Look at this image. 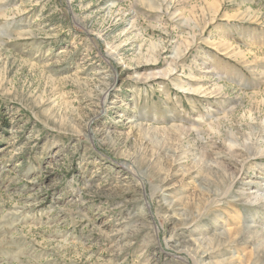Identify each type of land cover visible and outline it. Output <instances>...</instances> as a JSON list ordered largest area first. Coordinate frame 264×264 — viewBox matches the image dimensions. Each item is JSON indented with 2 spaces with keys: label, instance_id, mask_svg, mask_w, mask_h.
<instances>
[{
  "label": "rangeland",
  "instance_id": "1",
  "mask_svg": "<svg viewBox=\"0 0 264 264\" xmlns=\"http://www.w3.org/2000/svg\"><path fill=\"white\" fill-rule=\"evenodd\" d=\"M0 264H264V0H0Z\"/></svg>",
  "mask_w": 264,
  "mask_h": 264
}]
</instances>
